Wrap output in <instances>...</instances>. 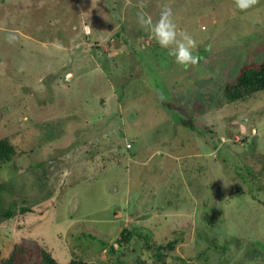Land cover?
<instances>
[{
    "label": "rangeland",
    "instance_id": "obj_1",
    "mask_svg": "<svg viewBox=\"0 0 264 264\" xmlns=\"http://www.w3.org/2000/svg\"><path fill=\"white\" fill-rule=\"evenodd\" d=\"M166 8L197 65L140 23ZM263 56L264 0H0V259L264 264V89L223 94Z\"/></svg>",
    "mask_w": 264,
    "mask_h": 264
},
{
    "label": "trees",
    "instance_id": "obj_2",
    "mask_svg": "<svg viewBox=\"0 0 264 264\" xmlns=\"http://www.w3.org/2000/svg\"><path fill=\"white\" fill-rule=\"evenodd\" d=\"M264 89V56L260 62L251 61L243 64L235 76L233 81L226 82L223 87V94L227 101H237L250 97L254 93ZM16 153V148L8 138H0V164L8 162ZM26 210V208H22ZM5 216L12 217L13 211L7 210ZM134 235L131 229L124 228L121 232V237L117 242H128ZM177 243L176 239L170 240L165 244H149L148 248L153 249L154 256L158 260L166 257L167 251L172 250ZM36 254V264H58L57 260L50 251L36 247L30 249L27 246L19 243L15 244L10 254L3 259H0V264H29L28 259L32 253ZM67 264H92L83 259L71 258ZM162 264H165L162 262Z\"/></svg>",
    "mask_w": 264,
    "mask_h": 264
},
{
    "label": "clouds",
    "instance_id": "obj_3",
    "mask_svg": "<svg viewBox=\"0 0 264 264\" xmlns=\"http://www.w3.org/2000/svg\"><path fill=\"white\" fill-rule=\"evenodd\" d=\"M253 3L255 0H236V7L245 10ZM138 16L140 23L149 27L153 39L159 46L166 49L169 56L174 57L176 64L188 68L199 63L200 57L196 51L197 41L187 31L178 33L170 8L164 9L156 22H153L152 18L143 12Z\"/></svg>",
    "mask_w": 264,
    "mask_h": 264
},
{
    "label": "built area",
    "instance_id": "obj_4",
    "mask_svg": "<svg viewBox=\"0 0 264 264\" xmlns=\"http://www.w3.org/2000/svg\"><path fill=\"white\" fill-rule=\"evenodd\" d=\"M129 147V146H128Z\"/></svg>",
    "mask_w": 264,
    "mask_h": 264
}]
</instances>
